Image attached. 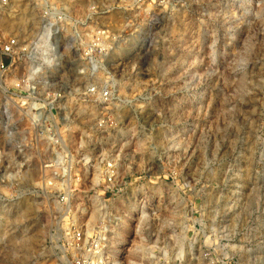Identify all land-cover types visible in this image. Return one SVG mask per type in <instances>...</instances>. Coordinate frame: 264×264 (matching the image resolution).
Returning <instances> with one entry per match:
<instances>
[{
    "label": "rangeland",
    "instance_id": "374dc122",
    "mask_svg": "<svg viewBox=\"0 0 264 264\" xmlns=\"http://www.w3.org/2000/svg\"><path fill=\"white\" fill-rule=\"evenodd\" d=\"M98 1L69 0L55 34L32 0L0 12V48L10 35L36 43L0 78V264H67L72 226L103 229L106 264H264V0H151L163 11L153 24ZM75 16L107 29L95 76L71 40ZM21 75L41 94L111 88L103 122L91 101L56 112L73 164L48 173L51 184L42 127L10 92ZM112 157L124 186L103 192Z\"/></svg>",
    "mask_w": 264,
    "mask_h": 264
},
{
    "label": "built area",
    "instance_id": "2783aa9c",
    "mask_svg": "<svg viewBox=\"0 0 264 264\" xmlns=\"http://www.w3.org/2000/svg\"><path fill=\"white\" fill-rule=\"evenodd\" d=\"M37 7V13L40 18V29L49 27L50 33H57V26L61 28V24L66 22V19L71 17L69 14L70 2L69 0H32ZM162 0H160V3ZM98 7L101 9H113L122 8L126 13L135 6L134 9H139L137 16L140 13H146V20L150 24L155 23L159 13H162V9L152 7L151 0H113L109 4L106 0L98 1ZM8 4V0H0V12L2 7ZM159 4V3H157ZM91 8L96 9V5H92ZM156 9V11H155ZM123 10V11H124ZM144 10V11H143ZM95 12V11H94ZM154 15V16H153ZM75 23L72 25L75 29V33H72L71 40L79 48L80 57L86 60L87 66L93 70L89 71V75L95 76L97 73L95 69L99 67L101 63L98 62L96 56L105 53L110 48V41L106 37L107 29L104 27H97L92 29L91 24H87L86 17H73ZM70 19V18H69ZM60 26V27H59ZM91 28V29H90ZM52 31V32H51ZM35 44V41L27 42L23 46L19 45L17 36L10 35L6 37L0 48V78L6 76L9 64L13 62L17 53L21 50H27V45ZM3 56L5 58H3ZM9 61V62H8ZM105 75V74H103ZM35 83V81H34ZM33 79H30L28 75H21L15 80L14 90L10 91L15 93L20 99L19 106L23 108L24 105L30 106V116L32 123L37 127H42L39 137L43 139L48 149L44 153V158L40 160L39 171L45 176L44 181L47 184H51L50 178L46 179V175L52 171L60 173L70 172L73 161L71 159V153L67 149L65 140L67 137L61 133V129L58 128V120L56 112L62 107L72 108L81 106L85 101H91L96 104L100 109V115L98 123L103 122V118L108 109V105L111 101V88L109 84H97L96 82L84 85L82 88L68 89L66 92L62 89H56L52 91H46L45 94H41L38 91V87L34 85ZM74 92V94H72ZM66 97L70 99L69 102L62 103L61 99ZM18 99V100H19ZM29 99L31 103L29 104ZM84 101V102H83ZM83 160L80 162L82 171L89 172L92 169V159L90 155H84ZM100 181L98 185L102 186L103 192L120 191L122 189L123 181H117V174L119 168L114 158L104 159L102 165L99 168ZM126 184V182L124 181ZM59 201L66 202L67 194L61 191L57 195ZM68 250L71 253V258L67 259V264H106V237L101 227L94 228L92 230H86L82 226H72L65 235Z\"/></svg>",
    "mask_w": 264,
    "mask_h": 264
},
{
    "label": "bare ground",
    "instance_id": "6f19581e",
    "mask_svg": "<svg viewBox=\"0 0 264 264\" xmlns=\"http://www.w3.org/2000/svg\"><path fill=\"white\" fill-rule=\"evenodd\" d=\"M6 8H7V6H3L2 7V10H6ZM50 28L49 27H47V28H44V29H42V31H47V30H49ZM50 31V30H49ZM48 31V32H49ZM42 43H43V52L45 53L44 55H45V57L48 59V58H50L49 56H50V52H51V43H50V41L47 39V38H44L43 40H42ZM36 44V43H35ZM42 47V46H41Z\"/></svg>",
    "mask_w": 264,
    "mask_h": 264
}]
</instances>
